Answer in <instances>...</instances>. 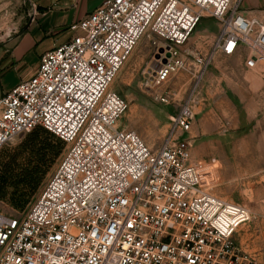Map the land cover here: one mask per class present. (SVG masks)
<instances>
[{
    "label": "built area",
    "instance_id": "2783aa9c",
    "mask_svg": "<svg viewBox=\"0 0 264 264\" xmlns=\"http://www.w3.org/2000/svg\"><path fill=\"white\" fill-rule=\"evenodd\" d=\"M242 1L103 0L0 97V150L36 129L65 147L29 209L0 213V264H262L237 242L253 215L212 193L213 170L192 161L189 142L215 57L242 58L264 82V24ZM203 20L218 33L200 53L187 44ZM146 37L158 62L146 87L180 72L191 81L154 151L117 125L128 106L110 89Z\"/></svg>",
    "mask_w": 264,
    "mask_h": 264
},
{
    "label": "rangeland",
    "instance_id": "374dc122",
    "mask_svg": "<svg viewBox=\"0 0 264 264\" xmlns=\"http://www.w3.org/2000/svg\"><path fill=\"white\" fill-rule=\"evenodd\" d=\"M29 10V0H0V45L23 27ZM217 33L218 28L214 21L203 20L197 26L187 47L204 53ZM151 41L155 39L146 37L140 41L129 60L118 72L110 89L119 94L128 106L117 125L135 132L144 144L154 151L164 139L169 127V117L177 112L191 81L188 72H180L167 83L148 84L146 87L145 71L158 67ZM51 44V39L39 44L29 56L30 61L33 59L34 64L40 54L51 49ZM16 80L17 75L12 72L7 76L4 86H11ZM209 90L215 93L213 97L217 100L223 96L225 103L217 106L204 100L207 97L205 92ZM261 92H264L261 73L245 69L242 58L238 56L215 57L199 87V99L195 109L197 119L208 110L222 109L232 114L237 112L240 115L237 118L238 124L230 126L228 118L221 119L222 127L217 130V136L222 141L218 144L219 149L214 159L211 155L201 156L200 150L197 152L195 139L189 142L193 154L198 153L195 158L191 155L192 161L198 160L200 165H209L213 170L211 191L214 195L243 205L251 214H253L252 209L255 208L263 215L264 181L263 184L254 182L255 178L264 176V173L260 174V171H264V142H260L262 134L259 130L260 117L264 112ZM166 93L171 97H169L168 104H162L160 98ZM247 130L250 134H247ZM31 133L18 136L0 150V171L6 179L5 197L0 199V213L8 216L17 217L29 209L65 151L64 147L29 202L24 207L18 208L12 203L17 189L11 185L30 159V150H34L31 146L32 142H29ZM43 138L42 133L34 138L33 141L37 143L35 144L37 148L44 147ZM5 164L11 167L8 173H5ZM240 169H248L249 172L246 175L237 174L236 171ZM246 178H248V183L244 180ZM244 229L247 231L246 235L242 236L241 247L255 254L264 264V219L256 216Z\"/></svg>",
    "mask_w": 264,
    "mask_h": 264
},
{
    "label": "crops",
    "instance_id": "0c3cea01",
    "mask_svg": "<svg viewBox=\"0 0 264 264\" xmlns=\"http://www.w3.org/2000/svg\"><path fill=\"white\" fill-rule=\"evenodd\" d=\"M103 0H29L30 10L27 15V20L19 31H15L6 41L0 45V97L9 92L21 81L28 79L35 72L40 57L51 49L67 42L72 33L68 27L71 23L84 18L97 9ZM243 15L249 19H255L264 24V0H243L242 1ZM192 37V36H191ZM52 40L51 49L40 54L38 59L33 64V59L30 61V55L44 40ZM191 39V38H190ZM14 72L17 75L16 82L11 86H4L7 76ZM206 101L220 106L225 103L223 96L214 98L213 91L205 92ZM261 98L264 100V92H261ZM264 106V103H263ZM196 109V108H195ZM206 111V110H205ZM264 111V108H263ZM240 117L237 112L233 114L222 109L208 110L203 115L198 117L195 110V120L191 128L190 138L195 139L197 147L201 151V156H209L214 159L217 156L219 149L218 144L222 139L217 136V130L222 127L221 119L228 118V125H237V118ZM260 133L262 134L261 143L264 142V112L260 117ZM256 132V128H254ZM247 134L250 131L247 130ZM193 136V137H191ZM209 149V150H208ZM191 155L196 157L198 153ZM210 152V153H209ZM200 154V153H199ZM214 161V160H212ZM199 164L198 160L193 161ZM264 169V168H263ZM248 169H240L237 174H248ZM264 171H260V174ZM248 178L244 179L246 183ZM264 176L254 179V182L263 184ZM253 217H262L264 214L258 212L257 209H252ZM246 229H241L237 236V242L242 246V236L246 235Z\"/></svg>",
    "mask_w": 264,
    "mask_h": 264
},
{
    "label": "trees",
    "instance_id": "16d2710c",
    "mask_svg": "<svg viewBox=\"0 0 264 264\" xmlns=\"http://www.w3.org/2000/svg\"><path fill=\"white\" fill-rule=\"evenodd\" d=\"M42 133L44 147H36L34 138ZM29 142L34 150H30V159L27 161L25 168L20 172L17 179L12 182V185L17 190L13 196L12 203L18 208L24 207L30 198L36 193L42 180L50 170L54 161L60 156L64 145L56 137L46 132L43 129H36L32 131L29 136ZM34 142V145H33ZM38 142V141H37ZM41 143V141H39ZM11 170L10 165L5 164V173ZM6 179L1 175L0 171V199L5 197Z\"/></svg>",
    "mask_w": 264,
    "mask_h": 264
},
{
    "label": "bare ground",
    "instance_id": "6f19581e",
    "mask_svg": "<svg viewBox=\"0 0 264 264\" xmlns=\"http://www.w3.org/2000/svg\"><path fill=\"white\" fill-rule=\"evenodd\" d=\"M168 104V103H167Z\"/></svg>",
    "mask_w": 264,
    "mask_h": 264
}]
</instances>
